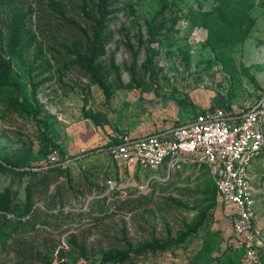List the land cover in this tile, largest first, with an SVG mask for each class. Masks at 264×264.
<instances>
[{
  "label": "rangeland",
  "instance_id": "1",
  "mask_svg": "<svg viewBox=\"0 0 264 264\" xmlns=\"http://www.w3.org/2000/svg\"><path fill=\"white\" fill-rule=\"evenodd\" d=\"M109 2L107 39L93 66L95 81L78 72L76 64L49 53L32 37L25 18L18 19L15 51L0 29V58L18 82L19 100L37 118L10 105L6 99L12 92L0 84V161L20 169L45 167L48 135L62 155L69 184L79 192L71 201L76 215L60 218L61 233L38 225L32 234L38 240L53 236L56 248L63 249L54 250L50 264H95L100 250L123 246L124 240L133 248L151 241L170 244L135 257L136 264H245L240 248L232 245V224L222 202L210 197L206 164H181L166 176L163 167L114 165L104 148L120 132H162L215 108L239 112L254 104L264 90V0H252L248 32L221 55L195 18L196 12L213 7L212 0ZM90 171L96 174L92 183L102 186L106 173L115 187H104L100 195L87 193ZM248 176L256 226L264 234V151L250 164ZM9 182L0 168V192ZM56 182H64V175H57ZM24 183L12 184L16 200H23ZM101 195L106 213H88L92 199ZM35 196L42 208L43 197ZM65 196L70 198V191ZM69 234L83 241L85 257L67 245ZM11 256L0 247V264H13Z\"/></svg>",
  "mask_w": 264,
  "mask_h": 264
},
{
  "label": "trees",
  "instance_id": "2",
  "mask_svg": "<svg viewBox=\"0 0 264 264\" xmlns=\"http://www.w3.org/2000/svg\"><path fill=\"white\" fill-rule=\"evenodd\" d=\"M212 1L215 3L213 7L204 12H196L195 18L197 17V25L207 28V38L211 48L217 55H221L224 47L231 48L233 44L241 42L248 32L250 27L248 11L252 6V0ZM109 3V0H0V29H3L4 34L7 35V44L15 51L16 36L19 33L18 19L25 18L27 25L32 26V37L49 47V53L54 57L66 58V63L76 64L78 72L95 81L96 69L93 66L102 54V48L107 39ZM162 12L163 7L161 14ZM149 27L152 36V25ZM56 47H60L61 52H57ZM128 49L132 50V48ZM0 84L12 92V95L6 99L10 105L37 119L35 112L26 109L19 100L22 92L18 82L11 77L8 64L1 58ZM44 138L49 147L48 154L51 149L57 147L50 136L44 135ZM104 152L115 165L105 148ZM59 154V161L48 163L39 170L20 169L8 161H0L2 172L10 176L9 184L0 192V247L1 250L12 252L13 264H50L54 250L63 251L60 247L56 248L58 241L54 240L53 236L48 240H38L32 234L38 225H49L53 230L61 233L62 230L59 229L63 222L60 218H71L76 215L71 201H76L79 192L73 190L69 184L71 178L65 171L66 166H61L62 155L60 152ZM89 173L91 178L87 180L86 191L87 193L94 191L100 195L103 188L107 187L106 180L111 179V176L107 177L104 172L103 181H105L101 186L98 183H92L91 179L96 174L93 171ZM59 174L64 175V182L60 184L56 182ZM14 181L17 185L25 181L23 200L15 199L16 190L12 187ZM54 182L56 183L49 192ZM207 187L214 202L216 189L213 180ZM67 191H70V198L65 196ZM35 194L43 197L42 208L38 206L37 198L34 199ZM105 197L101 195L92 199L93 206L89 208L88 213H106ZM66 204H70L67 209H65ZM77 211L79 213V208ZM1 227H9V229L5 230ZM68 229L69 227L66 226L64 230ZM48 236L49 233L46 237ZM66 242L71 250L85 257L83 241L79 243L74 235L69 234ZM123 243V246H112L100 250L99 260L95 264H136L134 258L142 253L154 252L156 249L162 251L170 245L151 241L133 248L127 240ZM262 261L264 264V258ZM59 264L69 263L60 262Z\"/></svg>",
  "mask_w": 264,
  "mask_h": 264
},
{
  "label": "built area",
  "instance_id": "3",
  "mask_svg": "<svg viewBox=\"0 0 264 264\" xmlns=\"http://www.w3.org/2000/svg\"><path fill=\"white\" fill-rule=\"evenodd\" d=\"M106 150L117 164L163 167L166 176L181 164H206L232 224V245L242 250L245 264H263L264 234L254 218L248 168L264 151V91L254 104L239 112L215 108L162 132L117 133ZM59 159L57 149H51L46 164ZM106 185L115 187V181L108 179Z\"/></svg>",
  "mask_w": 264,
  "mask_h": 264
},
{
  "label": "crops",
  "instance_id": "4",
  "mask_svg": "<svg viewBox=\"0 0 264 264\" xmlns=\"http://www.w3.org/2000/svg\"><path fill=\"white\" fill-rule=\"evenodd\" d=\"M254 160H255V159H254ZM254 160H253V161H254ZM115 163H116V162H115ZM116 164H117V163H116ZM117 165L119 166L120 164H117ZM124 166H125V165H124Z\"/></svg>",
  "mask_w": 264,
  "mask_h": 264
}]
</instances>
